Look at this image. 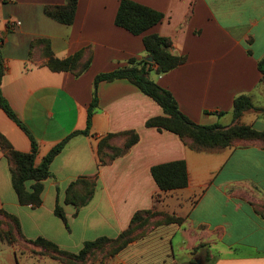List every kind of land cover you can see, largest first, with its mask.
I'll use <instances>...</instances> for the list:
<instances>
[{"label": "crops", "instance_id": "obj_1", "mask_svg": "<svg viewBox=\"0 0 264 264\" xmlns=\"http://www.w3.org/2000/svg\"><path fill=\"white\" fill-rule=\"evenodd\" d=\"M64 1L0 0V90L37 143L35 164L68 134L85 128L96 74L130 57L147 58L142 35L114 23L120 0H78L72 24L44 14L45 5ZM133 1L163 14L144 34L170 38L171 53L186 57L167 73L150 74L172 93L182 113L198 124H248L264 131V82L257 68L264 56V0ZM38 38L49 40L57 58L89 49L90 66L78 76L51 70L30 54V43ZM96 91L89 134L71 137L52 159L39 206L18 202L0 149V209L18 219L24 238L0 242V264H68L40 253L29 240L43 237L77 253L87 240L118 236L138 210L159 212L155 220L168 214L181 221L150 224L114 255L84 264H264V220L252 205H264L262 143L192 149L175 133L145 125L163 110L129 80L100 81ZM240 94L249 95L253 107L234 119L233 99ZM126 130L134 131L137 141L98 166L99 139ZM0 132L14 149L30 150L26 132L1 108ZM176 160L185 162L188 184L161 191L151 167ZM95 173L91 200L79 208L66 204L68 184ZM57 201L66 222L54 214Z\"/></svg>", "mask_w": 264, "mask_h": 264}, {"label": "trees", "instance_id": "obj_2", "mask_svg": "<svg viewBox=\"0 0 264 264\" xmlns=\"http://www.w3.org/2000/svg\"><path fill=\"white\" fill-rule=\"evenodd\" d=\"M77 4L78 0H65L63 4L45 5L43 11L46 16L60 23L72 24ZM162 17L163 14L160 11L136 1H119L114 18L115 25L126 29L134 35H142L144 50L147 56H151L152 60L130 57L126 64L111 71L96 74L93 80L92 98L87 109L85 128L68 134L55 144L38 164H35L38 150L35 139L16 116L0 90V108L26 132L30 139V150L22 152L14 149L8 139L0 132V149L8 161L11 185L20 204L30 205L31 207H37L41 204L42 181L52 176L50 171L52 159L63 149L71 137L79 134H89L91 119L98 102L97 84L100 81L125 78L136 85L144 94L156 101L164 113L163 115L149 118L146 120L145 125L175 133L182 142L192 149L224 147L240 140H257L262 143L264 148L263 130H258L248 124L238 123L228 127L220 124H198L180 111L176 99L169 90L150 78V72L153 71L157 75L164 74L186 60L184 55L171 53L172 42L170 38L158 34H144L148 29L160 22ZM1 41L2 38H0V45ZM30 54L35 59L40 56L42 62L53 71H69L75 76L86 71L92 60V53L87 48L80 49L67 57L57 58L53 55L50 42L46 38H38L31 41ZM257 68L261 73L260 81L264 82V56L257 61ZM2 73L3 61L0 52V79ZM252 107L253 104L249 95H237L233 99V118H238L244 110ZM116 138H125L122 146L113 143ZM137 139V134L130 130L104 135L97 143V165L111 162L135 143ZM151 174L161 191L183 188L188 184L186 164L183 160L154 165L151 167ZM96 178L97 173L90 176H80L71 181L65 189L64 202L72 204L76 208L86 205L95 191ZM28 182L32 183L29 185ZM252 205L254 210L264 220V206L256 203ZM54 214L66 222L63 207L58 201L54 206ZM159 214V212L152 210H138L133 214L128 227L121 231L118 236L115 238L101 236L93 240H87L77 253L63 251L55 243L43 237H37L29 241L41 248L40 253L48 254L68 264H84L88 260L92 261L97 254L102 255V259L114 255L123 249L128 242L139 236L140 231H143L150 224L179 223L181 221V218L168 214H162L160 219L155 220V216ZM0 215L4 217L0 224L7 225L6 229L1 230L2 228H0V242L14 244L20 239H24L20 234L18 219L1 209Z\"/></svg>", "mask_w": 264, "mask_h": 264}, {"label": "rangeland", "instance_id": "obj_3", "mask_svg": "<svg viewBox=\"0 0 264 264\" xmlns=\"http://www.w3.org/2000/svg\"><path fill=\"white\" fill-rule=\"evenodd\" d=\"M150 74H155V72H153V71H152V72H150ZM258 205H260V206H264V205H262V204H259V203H258ZM2 220H3V218H2V217H0V221H2ZM0 228H2L1 230H3V229H4V227H3V224H2V223L0 224ZM100 257H103V256H102V255H100V254H97V255L95 256V258H93V260H94V261H96L95 259H98V258H100ZM94 261H93V262H94Z\"/></svg>", "mask_w": 264, "mask_h": 264}, {"label": "built area", "instance_id": "obj_4", "mask_svg": "<svg viewBox=\"0 0 264 264\" xmlns=\"http://www.w3.org/2000/svg\"><path fill=\"white\" fill-rule=\"evenodd\" d=\"M19 24H20L19 21H10V22H9V25H10V26H15V25H19Z\"/></svg>", "mask_w": 264, "mask_h": 264}, {"label": "water", "instance_id": "obj_5", "mask_svg": "<svg viewBox=\"0 0 264 264\" xmlns=\"http://www.w3.org/2000/svg\"><path fill=\"white\" fill-rule=\"evenodd\" d=\"M146 59H147V60H152L151 56H147Z\"/></svg>", "mask_w": 264, "mask_h": 264}]
</instances>
